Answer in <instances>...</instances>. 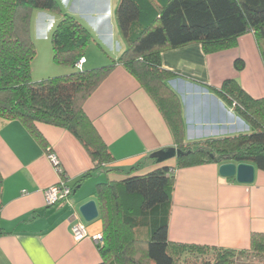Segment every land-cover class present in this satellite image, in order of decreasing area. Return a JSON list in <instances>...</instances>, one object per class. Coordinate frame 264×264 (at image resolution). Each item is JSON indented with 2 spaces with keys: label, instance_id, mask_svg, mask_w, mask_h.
<instances>
[{
  "label": "crops",
  "instance_id": "obj_1",
  "mask_svg": "<svg viewBox=\"0 0 264 264\" xmlns=\"http://www.w3.org/2000/svg\"><path fill=\"white\" fill-rule=\"evenodd\" d=\"M79 1L88 6L100 0ZM63 2L69 6L73 0ZM119 2L107 0L84 15L79 10L69 12L77 19L81 15L78 20L93 35L82 70L111 65L125 50V44L118 43V39L123 42L116 18ZM54 15L57 23L60 13ZM161 57L163 68L175 74L170 85L183 104L187 143L251 132L236 105L219 92L225 81L235 80L253 99H264V60L254 33L241 36L235 48L222 52L206 54L194 43L164 51ZM40 58L32 68L39 81L79 70L55 64L53 49L54 65L66 70L53 69L48 54ZM40 58L37 50L35 61ZM237 60L243 61L241 70L235 66ZM84 109L115 161L79 185L78 180L95 165L71 133L38 123L43 143L21 121L0 118V264H101L100 246L93 239L104 237L100 214L87 223L80 207L94 200L100 213L97 186L120 182L133 168H138L135 175H145L176 166V159L162 164L151 159L152 154L175 147L173 134L155 102L123 66L113 69ZM51 153L59 158L73 193L47 207L46 190L61 180L49 161ZM78 222L88 233L80 242L71 231ZM168 226L171 243L237 252L250 249L251 236L264 233V172L257 169L255 183L244 185L222 176L215 163L178 169Z\"/></svg>",
  "mask_w": 264,
  "mask_h": 264
},
{
  "label": "trees",
  "instance_id": "obj_2",
  "mask_svg": "<svg viewBox=\"0 0 264 264\" xmlns=\"http://www.w3.org/2000/svg\"><path fill=\"white\" fill-rule=\"evenodd\" d=\"M60 13L52 37L54 63L77 68L93 39L58 0H0V118L19 120L43 142L38 123L62 128L87 150L95 170L115 159L85 112V103L118 65L137 79L169 126L175 147L185 153L175 167L145 175L128 172L120 182L100 183L96 197L103 223L101 264H180L188 254L217 256L214 264H233L236 255L264 260V233L251 236L243 251L175 244L169 241V217L178 169L209 163L253 164L264 172V99H253L235 80L224 82L219 94L251 127V132L186 142L183 104L170 85L175 74L162 66V53L200 44L206 54L233 49L238 39L254 33L264 60V0H120L116 10L125 50L111 65L79 69L68 75L33 81L37 49L32 37L33 12ZM238 70L244 67L237 60ZM44 143V142H43ZM62 177L66 178L65 171ZM1 187V177H0Z\"/></svg>",
  "mask_w": 264,
  "mask_h": 264
},
{
  "label": "rangeland",
  "instance_id": "obj_3",
  "mask_svg": "<svg viewBox=\"0 0 264 264\" xmlns=\"http://www.w3.org/2000/svg\"><path fill=\"white\" fill-rule=\"evenodd\" d=\"M106 1L107 0H104V2L102 0H100L98 2L93 1L92 4H89L88 6H86V5H83L81 3V1H79V0H73V2L69 6H67L66 3L63 2V0H59V4L61 5L64 12L69 13V12H72V9H74V10H79V13L81 15H84V14H82V12L90 13L89 11H92V10L96 11L101 6L105 5ZM54 14L55 13H43L39 10H36L34 12V15L32 16V37H33L34 42L36 43V49L39 50V58H40V56L43 58V57H45V55L48 54V57L50 60V66L53 69H55V70H66V69H62L60 67H57L56 65H54V63L52 61L51 37H52V32H53L55 26L59 22V20H57V23L54 21L56 19V15H54ZM58 15H59V13H58ZM81 15H78L79 20H81L79 18V16L81 17ZM107 27H108V25H107ZM118 43L121 47H122V45H124V42H122V40H120V39H118ZM88 51H89V49H88ZM103 58H104V60L107 61L106 57L103 56ZM39 60H41V58L38 59L37 61L33 62L32 68H33V66L36 67L37 65H39V62H40ZM53 75H55V76H48V77L53 78V77L61 76V75H57V74H53ZM32 78H33L34 82L39 81V80H36L33 77V75H32ZM45 79H47V78H45ZM216 258H217V256L213 252H209L206 255L188 254L182 258L180 264H214L216 262ZM233 264H264V260L258 259V258L253 257V256H248V255H236L233 259Z\"/></svg>",
  "mask_w": 264,
  "mask_h": 264
},
{
  "label": "water",
  "instance_id": "obj_4",
  "mask_svg": "<svg viewBox=\"0 0 264 264\" xmlns=\"http://www.w3.org/2000/svg\"><path fill=\"white\" fill-rule=\"evenodd\" d=\"M185 153L176 147L165 148L151 155V159L157 163H165L176 159ZM257 168L248 163H227L220 166V174L224 177L235 178L239 184L252 185L256 180ZM85 222L90 223L99 217V209L96 201L91 200L83 204L79 209Z\"/></svg>",
  "mask_w": 264,
  "mask_h": 264
},
{
  "label": "built area",
  "instance_id": "obj_5",
  "mask_svg": "<svg viewBox=\"0 0 264 264\" xmlns=\"http://www.w3.org/2000/svg\"><path fill=\"white\" fill-rule=\"evenodd\" d=\"M85 59L82 58L78 64L77 68L81 69L82 65L84 64ZM49 161L55 167L56 170L61 175V180L54 186L48 188L45 192V203L47 207H53L60 202L68 200L69 197L72 195L73 190L68 186L67 181L65 178L62 177L64 172L63 168L61 167L59 158L56 154L51 153L49 155ZM73 238L76 242H80L88 237L87 229L83 223H75L71 229ZM95 242L102 246L104 244V237L102 235L95 236L93 238Z\"/></svg>",
  "mask_w": 264,
  "mask_h": 264
}]
</instances>
